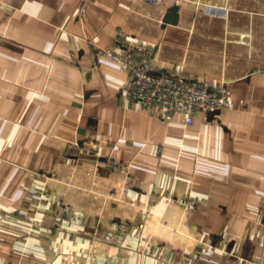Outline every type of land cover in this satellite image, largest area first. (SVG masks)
Wrapping results in <instances>:
<instances>
[{"label":"crops","instance_id":"0c3cea01","mask_svg":"<svg viewBox=\"0 0 264 264\" xmlns=\"http://www.w3.org/2000/svg\"><path fill=\"white\" fill-rule=\"evenodd\" d=\"M116 47L227 107L128 100ZM62 202L87 222L42 225ZM68 263L264 264V0H0V264Z\"/></svg>","mask_w":264,"mask_h":264},{"label":"built area","instance_id":"2783aa9c","mask_svg":"<svg viewBox=\"0 0 264 264\" xmlns=\"http://www.w3.org/2000/svg\"><path fill=\"white\" fill-rule=\"evenodd\" d=\"M119 50L118 47L112 48L104 55L121 59L125 64L128 81L123 94L145 109L156 110L166 116L182 114L187 124H193L196 117L217 114L227 107L228 93L224 86H210L199 79L160 73L153 65L154 55L149 49L136 50L126 57L119 55Z\"/></svg>","mask_w":264,"mask_h":264},{"label":"rangeland","instance_id":"374dc122","mask_svg":"<svg viewBox=\"0 0 264 264\" xmlns=\"http://www.w3.org/2000/svg\"><path fill=\"white\" fill-rule=\"evenodd\" d=\"M52 176L46 174V176L49 177H54V174H51ZM73 186V185H72ZM69 186H66V188L68 189ZM85 188V186H84ZM86 190V188H85ZM66 191V190H63ZM133 203V202H132ZM132 203H130L131 205H133ZM54 206V204H53ZM59 208L61 209V212H57L56 215H53L51 218H42V225H47V226H51L53 228V226L55 225H62L63 228H69L70 225H74V224H81L83 222H87V218L86 217H79L78 215H76V211L75 208L71 205V202H62V205L60 207V203L58 204ZM150 214V213H149ZM38 217H26L25 220L26 222H24L25 225L30 226V225H35L38 224L39 222ZM156 219V218H155ZM151 219L148 218V216H136V215H132V216H127L125 217L123 220H115L113 223L115 225H121V226H126L127 228H131L132 226H142V225H146V223L150 224ZM154 224V221H153ZM113 234L116 233H111V238L113 239L114 236ZM99 235L100 238H102ZM143 252L146 254L147 250L144 249ZM70 260V259H68ZM71 261V260H70ZM66 262V261H65ZM69 264V263H68Z\"/></svg>","mask_w":264,"mask_h":264},{"label":"water","instance_id":"95a60500","mask_svg":"<svg viewBox=\"0 0 264 264\" xmlns=\"http://www.w3.org/2000/svg\"><path fill=\"white\" fill-rule=\"evenodd\" d=\"M179 21V6H172L164 18V23L177 24Z\"/></svg>","mask_w":264,"mask_h":264}]
</instances>
